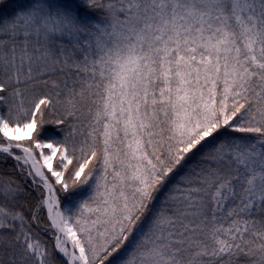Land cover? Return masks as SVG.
<instances>
[{"label": "snow or ice", "instance_id": "1", "mask_svg": "<svg viewBox=\"0 0 264 264\" xmlns=\"http://www.w3.org/2000/svg\"><path fill=\"white\" fill-rule=\"evenodd\" d=\"M0 264H264V0H0Z\"/></svg>", "mask_w": 264, "mask_h": 264}, {"label": "trees", "instance_id": "2", "mask_svg": "<svg viewBox=\"0 0 264 264\" xmlns=\"http://www.w3.org/2000/svg\"><path fill=\"white\" fill-rule=\"evenodd\" d=\"M49 131H51V129H49Z\"/></svg>", "mask_w": 264, "mask_h": 264}, {"label": "rangeland", "instance_id": "3", "mask_svg": "<svg viewBox=\"0 0 264 264\" xmlns=\"http://www.w3.org/2000/svg\"><path fill=\"white\" fill-rule=\"evenodd\" d=\"M86 198V197H85ZM67 203V202H66Z\"/></svg>", "mask_w": 264, "mask_h": 264}]
</instances>
